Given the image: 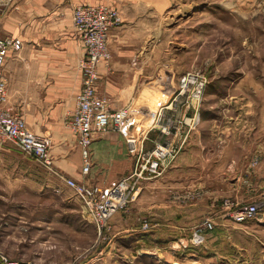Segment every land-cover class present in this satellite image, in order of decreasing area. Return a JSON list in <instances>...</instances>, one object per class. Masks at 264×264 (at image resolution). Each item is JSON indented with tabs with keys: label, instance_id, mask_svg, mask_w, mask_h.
<instances>
[{
	"label": "rangeland",
	"instance_id": "rangeland-1",
	"mask_svg": "<svg viewBox=\"0 0 264 264\" xmlns=\"http://www.w3.org/2000/svg\"><path fill=\"white\" fill-rule=\"evenodd\" d=\"M107 5L148 25L138 54L153 73L144 87L154 89L141 93L139 107L168 105L188 75L195 84L176 100L200 103L201 127L190 131V145L180 148L159 177L139 182L127 209L104 231L50 167L20 162L12 174L4 167L1 252L8 261L35 264H264V0H111ZM70 37L75 39L73 32ZM30 45L9 62L18 74L28 70L23 56L37 47ZM34 84L36 102L16 111L32 133L51 139L60 96L71 107L72 93L69 87L46 93L41 82ZM63 120L68 129L66 115ZM197 133L207 139L205 158L197 152ZM153 146L144 143L146 151ZM242 150L251 152L250 172L238 173L243 186L234 194L229 165ZM82 180L92 183L96 177ZM235 197L262 205L256 220L236 225L225 217L221 202ZM205 221L213 224L211 231L202 229Z\"/></svg>",
	"mask_w": 264,
	"mask_h": 264
},
{
	"label": "crops",
	"instance_id": "crops-1",
	"mask_svg": "<svg viewBox=\"0 0 264 264\" xmlns=\"http://www.w3.org/2000/svg\"><path fill=\"white\" fill-rule=\"evenodd\" d=\"M110 2L111 0H0V38H19L23 43L21 51L24 50V44H31L30 48L32 44H37V47L33 48L35 50L33 55L29 50V55L23 56L28 70L24 68L21 74L8 66L12 56L15 55L9 54L3 69L7 83V98L3 107L16 113L18 108L29 109L36 102L34 93L39 88L35 86V80L42 83L41 88L46 89V93L57 88L63 91L64 87H69L71 90L73 98L71 107L68 106L70 108L65 106L64 96H60V102L55 107L59 114L56 121L58 128L50 135V168L62 182L65 178L83 181L80 174L81 160L76 144L77 138L69 128L62 126L65 115L69 122L75 110L76 96L80 93L82 79L78 63L85 55V49L73 29L72 11L78 5H107ZM124 13L125 11L121 12V26L111 30L107 40L110 59L107 64L98 66L97 93L110 101L112 109L118 110L126 106L138 110L152 109L151 107L140 108L137 103L141 93L154 89L151 86L153 84L144 87V84H147L146 79L153 76V73L147 66L148 59L138 54L146 39L148 25ZM71 32L74 33L75 39L70 37ZM52 60L54 62H51ZM47 100H50L49 96H46L45 101ZM198 107L200 109V103ZM178 108L181 109L179 113H177ZM189 108V103L180 101L174 107L162 109L161 126L175 127L177 121L184 120L185 111ZM165 115H168L167 119ZM199 127H201L200 123L194 129ZM156 131L160 134L159 137L155 134ZM185 136V144L189 146L190 131L181 124V130L175 135L172 133L164 136L157 129L148 134L147 140L153 145H166L172 149L178 146ZM195 142L197 152L203 154L205 158L207 139L197 133ZM90 153L92 168L87 179L90 177L92 179L94 175L96 182L92 180V184L106 186L112 181L125 177L133 170L134 159L128 155L126 144L117 134L110 133L96 139L91 145ZM250 153L248 150H242L240 156L238 154L232 156L229 167L235 173V181L231 182L234 194H237L243 186L241 179H238V173L250 172L247 160ZM263 156L262 152L260 163L262 167H264ZM20 162H28V165L35 166L37 161L22 153L13 142L0 145V172L9 170V174H12L14 169L21 166L18 165ZM6 163L10 166H5ZM4 167L7 170L4 171ZM10 179L16 180L12 176ZM9 185H13V182ZM234 200L243 202L238 200V197Z\"/></svg>",
	"mask_w": 264,
	"mask_h": 264
},
{
	"label": "built area",
	"instance_id": "built-area-1",
	"mask_svg": "<svg viewBox=\"0 0 264 264\" xmlns=\"http://www.w3.org/2000/svg\"><path fill=\"white\" fill-rule=\"evenodd\" d=\"M72 24L75 35L81 41L85 55L79 60L81 73L80 93L76 96L75 110L68 128L77 138L80 151V174L85 179L89 176L92 162L90 148L92 143L107 134L119 135L127 146L128 155L134 159L133 170L125 177L112 181L106 186H99L88 181H75L65 178V186L78 196L85 204L91 218L99 231L108 230L107 222L117 213L124 212L137 193L141 180L159 177L165 168L179 153L186 142V136L179 145L170 149L166 145H154L146 151L144 143L150 132L159 130L164 136L175 135L181 130V124L188 131L199 123L198 102L185 111L184 120L177 121L175 127L161 126L162 109L174 107L183 97L194 80L190 76L180 79L177 97L168 105L159 106L155 115L150 118L152 109L138 110L133 107L112 109L105 97L98 95V66L107 64L110 54L107 40L111 30L122 24L119 11L107 5H78L72 11ZM23 43L16 37L0 38V145L5 142L15 143L22 153L34 158L45 167L51 166L49 149L51 140L48 137L32 133L21 115L13 110L5 109L3 104L7 98V83L3 69L10 53L18 54ZM189 103L188 100L184 101ZM225 217L236 225H242L257 219L262 205L257 202L244 203L229 198L221 202ZM144 227H147L145 224ZM202 229L211 231L213 224L205 221ZM0 264H35L31 261L11 262L0 250Z\"/></svg>",
	"mask_w": 264,
	"mask_h": 264
},
{
	"label": "bare ground",
	"instance_id": "bare-ground-1",
	"mask_svg": "<svg viewBox=\"0 0 264 264\" xmlns=\"http://www.w3.org/2000/svg\"><path fill=\"white\" fill-rule=\"evenodd\" d=\"M155 110H156V109H154V110L152 111V114L150 115V118L153 117V115H155V113H154V112H156Z\"/></svg>",
	"mask_w": 264,
	"mask_h": 264
}]
</instances>
